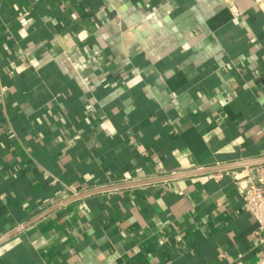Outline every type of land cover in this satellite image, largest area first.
Here are the masks:
<instances>
[{"label": "crops", "instance_id": "crops-1", "mask_svg": "<svg viewBox=\"0 0 264 264\" xmlns=\"http://www.w3.org/2000/svg\"><path fill=\"white\" fill-rule=\"evenodd\" d=\"M260 158L255 0H0V264H257L244 167L62 203Z\"/></svg>", "mask_w": 264, "mask_h": 264}, {"label": "built area", "instance_id": "built-area-1", "mask_svg": "<svg viewBox=\"0 0 264 264\" xmlns=\"http://www.w3.org/2000/svg\"><path fill=\"white\" fill-rule=\"evenodd\" d=\"M257 6L264 12V0H255ZM231 12L238 15L234 7H230ZM19 23L25 27L29 25L30 19L26 14L19 17ZM85 67L83 65H75L77 71H82ZM245 179L244 184H240L239 192L243 200L245 210L252 215L257 224L256 236L259 243L264 244V163L244 167ZM241 177L233 174V179L238 182ZM257 264H264V258Z\"/></svg>", "mask_w": 264, "mask_h": 264}, {"label": "water", "instance_id": "water-1", "mask_svg": "<svg viewBox=\"0 0 264 264\" xmlns=\"http://www.w3.org/2000/svg\"><path fill=\"white\" fill-rule=\"evenodd\" d=\"M261 163H264V158L255 159V160H249V161H244V162H239V163H235V164H231V165H223V166H219V167H212V168L199 169V170L190 171V172L177 173V174H173V175L160 176V177H156V178H152V179H146V180H141V181H133V182H128V183H123V184L112 186V187L94 189V190H90V191L81 193L79 195H76L74 197H71V198L67 199L62 204H66V203L71 202V201H73L75 199H78V198H81L83 196H86V195H89V194H93V193L110 191V190L126 188V187H131V186H137V185H143V184H148V183H153V182L177 179V178H181V177H188V176H194V175H199V174H206V173H212V172H217V171H224V170H229V169L247 167V166L261 164ZM59 206H61V204H58V205L52 207L51 209H49L48 211H46L45 213H43L42 215H40L36 219L26 223L22 227H26V226L30 225L31 223H33L34 221L38 220L39 218L45 216L46 214L50 213L51 211H54ZM18 229H15L12 232L8 233L7 235L1 237L0 238V243L2 241H4L5 239L9 238L10 236H12L13 234H15Z\"/></svg>", "mask_w": 264, "mask_h": 264}]
</instances>
